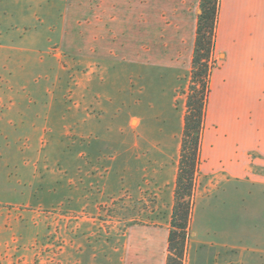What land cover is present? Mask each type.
Masks as SVG:
<instances>
[{"label": "rangeland", "instance_id": "374dc122", "mask_svg": "<svg viewBox=\"0 0 264 264\" xmlns=\"http://www.w3.org/2000/svg\"><path fill=\"white\" fill-rule=\"evenodd\" d=\"M97 1L10 0L11 24L19 19L21 33L36 17L41 21L36 35L30 29L27 40H37L49 53L39 58L13 55L15 65L26 68L16 74L20 83L35 81L23 91L6 88L12 79L0 70V133H41L45 126L49 135L45 160L35 169V186L17 185L13 169L1 172L0 183L7 176L9 184L0 186V264H147L160 256L167 259L163 239L174 202L176 147L191 61L184 57L170 71L124 63L99 68L98 59L67 55L70 33L56 42L67 4ZM137 2L140 15L145 0ZM209 66H214L211 59ZM105 68L110 72L104 73ZM8 97L19 99L17 109ZM44 103L52 104L50 118L40 123L35 118L45 111ZM14 110L24 111L23 125L15 122ZM14 141H5L10 151L22 146V139ZM88 145L90 153L81 156ZM224 180L217 175L197 182L182 264L210 257L213 264H264V191L237 182L223 187ZM224 188L230 196L226 211L217 207L223 204L217 194Z\"/></svg>", "mask_w": 264, "mask_h": 264}, {"label": "crops", "instance_id": "0c3cea01", "mask_svg": "<svg viewBox=\"0 0 264 264\" xmlns=\"http://www.w3.org/2000/svg\"><path fill=\"white\" fill-rule=\"evenodd\" d=\"M9 4L10 0H0V55L3 56L0 70L12 79L6 88L23 91L35 81L20 83L17 76L26 68L15 65L13 55L24 52L27 56L39 58L49 52L48 49L40 48L36 44L37 40L32 43L27 40V33L32 29L35 34L41 21L33 16L29 21L30 29L23 25L25 27L21 28L20 33V20L14 18L12 21L17 22V25L11 24ZM141 4H144L145 11L138 15L137 0H98L81 5L68 3L59 24L63 29L60 27L61 34L56 42H63L66 38L64 35L70 33L66 40L70 53L67 55L98 59L99 68L101 64L118 67L124 63L144 69L158 66L170 71L179 67L184 57L191 61L200 13L199 0H145ZM76 11H79V17ZM155 12L158 14L156 17ZM68 25L72 26L69 30ZM28 42L30 44L27 45ZM211 60L214 66L209 72V93L192 198L196 184L198 182L199 185L202 177L217 175L224 177L223 187L237 182L250 189L264 191V0H219ZM15 69H18V73ZM107 69L102 71L110 72ZM6 99L12 108L19 107L17 97ZM43 106L45 111L38 113L35 118L40 123H46L50 118L52 104L44 103ZM14 112L17 117L15 122L23 125L24 111ZM44 130L45 126L40 130L41 133H0V178L2 171L13 169L17 173L15 178L19 179L17 185H36L35 169L37 163L45 160L44 153L47 151L45 137L49 133H44ZM7 139H14L15 144L22 139V146L10 151L5 142ZM180 144L181 136L176 147L178 160ZM135 148L137 152V143ZM87 153H90L89 145L80 155ZM31 169L34 174L30 172ZM7 179L6 176L0 186L9 184ZM220 192L217 195L223 204L217 207L226 211L230 196L226 188ZM23 195L28 198L30 193L25 191ZM207 198L211 202L214 199ZM168 233L169 230L163 239L166 247ZM213 260L212 257L205 260L195 258L192 264H213ZM147 264H166V259L160 256L149 260Z\"/></svg>", "mask_w": 264, "mask_h": 264}, {"label": "trees", "instance_id": "16d2710c", "mask_svg": "<svg viewBox=\"0 0 264 264\" xmlns=\"http://www.w3.org/2000/svg\"><path fill=\"white\" fill-rule=\"evenodd\" d=\"M219 0H199L196 36L191 60L189 93L183 118L180 155L173 192L167 238L166 264H182L191 214L195 175L199 164L201 134L209 93V66L215 38Z\"/></svg>", "mask_w": 264, "mask_h": 264}]
</instances>
